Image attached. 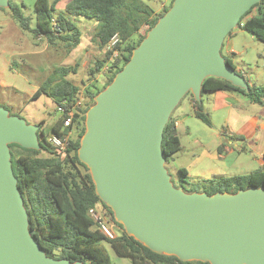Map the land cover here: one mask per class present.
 Returning <instances> with one entry per match:
<instances>
[{
	"label": "water",
	"instance_id": "1",
	"mask_svg": "<svg viewBox=\"0 0 264 264\" xmlns=\"http://www.w3.org/2000/svg\"><path fill=\"white\" fill-rule=\"evenodd\" d=\"M259 1L173 0L85 112L78 159L115 221L155 253L264 264V188L186 192L172 183L161 150L172 110L189 91L200 103L206 77L249 89L220 48ZM40 136L38 125L0 107V264H84L47 256L30 234L9 144L39 150Z\"/></svg>",
	"mask_w": 264,
	"mask_h": 264
},
{
	"label": "trees",
	"instance_id": "2",
	"mask_svg": "<svg viewBox=\"0 0 264 264\" xmlns=\"http://www.w3.org/2000/svg\"><path fill=\"white\" fill-rule=\"evenodd\" d=\"M172 1L163 6L160 12H156L143 0H70L63 13L54 16L53 3L49 0H35L32 16L25 15L19 4L9 0L6 9L10 17L23 31L31 32L34 38H44L48 45H61L70 51L79 44L80 31L70 19L72 17L93 19L98 23L94 40L100 47H105L113 34L117 33L119 37L117 45L119 55L111 59V52L105 51L104 56L94 60L88 70L90 76L97 73L105 75V81L101 86H89L82 90L67 79V74L75 68L58 66L30 97L33 99L45 94L50 96L57 106L69 109L80 93L84 95L83 105L74 110L73 136L69 139L66 156L56 154L46 140L50 132L59 135L66 132L62 129L65 115H57L48 130L45 129L43 120L37 123L41 134L39 137L41 149H28L16 143L9 144L12 170L27 211L30 234L47 256L56 259L66 258L71 262L79 260L84 264H111L105 246V243H108L117 254L129 257L131 264H209L197 260L181 261L174 255L155 253L127 235L123 226L115 221L111 209L95 193L89 170L77 156L80 138L85 130V112L94 103V96L112 81L114 75L129 60L133 48L168 10ZM253 11L255 13L251 14ZM52 17H55L60 31L53 29ZM144 26L146 28L142 33L141 29ZM238 26L264 43V0L253 4L247 10L241 16ZM225 61L245 77L249 82V89L240 88L222 78L208 76L202 82L201 93L217 90L238 92L245 95L250 102L264 107V85L251 82L244 73L236 69L230 58H225ZM106 66L107 69L104 71ZM185 95L191 99L194 115L205 124L211 125L208 114L202 110V101L197 102L190 91ZM180 149L181 142L174 119L170 117L164 127L161 142L165 161L168 162L172 154ZM41 151H46L48 155L40 156ZM262 166L246 174L232 176L215 174L201 185L190 184L185 191L213 194L234 193L249 187L264 188V165ZM179 170L183 175L187 173L184 168ZM183 182L180 178L178 185L175 186L183 185ZM90 207L105 209L110 219L121 228V232L113 239L106 237L88 214Z\"/></svg>",
	"mask_w": 264,
	"mask_h": 264
},
{
	"label": "rangeland",
	"instance_id": "3",
	"mask_svg": "<svg viewBox=\"0 0 264 264\" xmlns=\"http://www.w3.org/2000/svg\"><path fill=\"white\" fill-rule=\"evenodd\" d=\"M13 1L21 6L25 15H34L35 0ZM143 1L156 12L162 10L163 6L160 4L164 0ZM169 3L170 0L164 6ZM62 11V9L55 8L53 13L58 14ZM79 18L93 21L84 17ZM31 24H34V20ZM145 28L144 26L141 29L142 33ZM240 29L237 25L231 30V35L224 38L220 53L227 55L226 48L233 47L238 52L232 55L237 69L241 67L247 72L245 74L247 77L252 75L257 84L264 85V57L261 55L264 52V43ZM230 36H232V42L228 43ZM93 42L97 44V41ZM53 47L57 46H46L41 38H34L31 32L23 31L10 17L7 9L0 8V107L8 110L11 115L19 116L29 124L37 125L43 120L46 130L58 115L57 105L50 96L42 94L31 99V94L54 67L73 65L69 56L71 54H65L63 47L59 49ZM43 54L48 56H43ZM101 57L103 56L92 55L89 59V66ZM72 76L76 79L84 78L85 82L92 78L80 65ZM96 76L101 86L105 81V75L97 73ZM213 93L205 92L201 95L202 110L208 113L211 125L205 124L192 114L193 106L188 95L181 98L170 115L180 122L177 132L182 148L172 154L170 160L165 162V167L174 185H178L180 178L183 179L181 186L184 190L190 184L201 185L215 174L240 175L263 167L261 165L263 160L256 149H260V144L256 146L253 139L243 141L234 134L223 132L225 123L222 125V122L229 113L225 107L216 108L218 101L215 100L216 96ZM248 105L246 107L248 115L252 114L253 110L261 108L256 104ZM70 136H73V131ZM39 155L47 156L48 153L41 151ZM180 168H184L187 173L183 175ZM114 230L117 234L121 232L117 224ZM105 246L111 264H131L129 257L117 254L108 243H105Z\"/></svg>",
	"mask_w": 264,
	"mask_h": 264
},
{
	"label": "crops",
	"instance_id": "4",
	"mask_svg": "<svg viewBox=\"0 0 264 264\" xmlns=\"http://www.w3.org/2000/svg\"><path fill=\"white\" fill-rule=\"evenodd\" d=\"M69 1L70 0H49L50 3L54 4L55 8H59V10L62 9L63 11H64L66 4ZM167 1L168 0L162 1L160 6H164L167 3ZM63 11H62V13H63ZM253 13H255V11H253L251 14H253ZM58 14H61V13H58ZM58 14L53 13L54 16H57ZM70 19L74 22V24L77 26V28L80 31V42L76 47H74L70 51H67V49L64 46H60V47H63L65 54H67V53L71 54L69 56L72 60L73 65H67V66H71V67L75 68V70L70 71L67 74V79H69L73 84L78 85L82 90H84L85 88H87L89 86H93V87L94 86H100V84L97 82L96 74L94 76H91L92 78L89 79L88 82H85L83 80L84 78L76 79L72 76L76 73L79 65L81 67H84L86 69V73L88 74L89 68L93 65V62H92L89 66L90 57H92V55L99 57L101 55L104 56V54H105V47H100L99 45L97 46L98 43L96 44L95 42H93V41H95L94 36H95L96 30L98 28V23L96 21H94L93 19H91L93 21L82 20L79 17H76V18L72 17ZM240 30H242V29H240ZM242 31H244V30H242ZM229 35H231V32ZM232 36H230L228 43L232 42ZM234 36H236V34H234ZM12 38L15 39V37H13V36H12ZM41 41L46 46L48 45L47 41L44 38H41ZM223 42H224V40H223ZM223 45L224 44L222 43L221 48L223 47ZM60 47L57 46V47H53V48L59 49ZM226 52H227V55H222V56L224 58H230L232 60V63L234 64L232 55H236L238 53L237 50H235L233 47H231V48L229 47V48H226ZM19 54H21V52H19ZM261 55L264 57V52H263V54L261 53ZM43 56H48V55L43 54ZM54 68H56V67H54ZM236 69H237V67H236ZM52 70L49 72V74L52 72ZM237 70L244 73V74L247 73L241 67ZM49 74L44 78V80L49 76ZM248 78L250 79L251 82L257 83V81L254 80L252 75H249ZM39 85L35 88L33 93L36 91V89L39 87ZM211 92H214L213 94H215V96H216L215 100L218 101V102H216L217 103L216 108L219 109L221 107H225V108H227V111L229 113V115L227 117H225L223 122H222V125L225 123L223 132H225V133L228 132V134H230V135L234 134L238 138L243 139V141H245L247 139H253L256 142V144H255L256 146L258 144H260V149L259 148H256V149L258 150V152L261 155V158L263 160V162H261V165H264V157H263V155H264V107L260 106L262 109L261 108L255 109V110H253L254 112H252V114L248 115L246 113L247 112L246 107L249 106L248 104H254V103L250 102L249 99L245 95L238 93V92L221 91V90L211 91ZM191 104H192V102H191ZM192 114L194 115V111ZM172 118L174 119V124H175V127L177 129L180 122L178 121V119H176L174 117H172ZM210 122H211V120H210ZM181 148H182V146H181Z\"/></svg>",
	"mask_w": 264,
	"mask_h": 264
},
{
	"label": "built area",
	"instance_id": "5",
	"mask_svg": "<svg viewBox=\"0 0 264 264\" xmlns=\"http://www.w3.org/2000/svg\"><path fill=\"white\" fill-rule=\"evenodd\" d=\"M51 24L55 31H60V27L56 23L55 17L51 18ZM119 43L118 34H113L105 45V51L111 52V59L116 58L119 55L117 45ZM108 66V65H107ZM105 67L104 71L107 69ZM84 103V95L79 94L75 103L69 107V109H64L63 107L57 106L58 115H65V118L62 121V129H65L66 132L62 135L50 132L46 140L49 145L55 150L56 154L64 157L66 156L67 150L69 148V139L70 133L72 131V125L74 121V110L75 108L81 107ZM88 214L94 219L99 230L108 238L113 239L116 237L117 233L114 230L115 223L110 219V215L105 209H97L95 207H90L88 209Z\"/></svg>",
	"mask_w": 264,
	"mask_h": 264
}]
</instances>
